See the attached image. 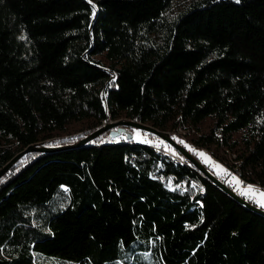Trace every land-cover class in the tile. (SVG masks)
I'll use <instances>...</instances> for the list:
<instances>
[{
  "label": "trees",
  "instance_id": "16d2710c",
  "mask_svg": "<svg viewBox=\"0 0 264 264\" xmlns=\"http://www.w3.org/2000/svg\"><path fill=\"white\" fill-rule=\"evenodd\" d=\"M120 115L164 132L210 118L196 144L240 146L264 187V0H0V170ZM134 130L16 159L0 176V264H264V216Z\"/></svg>",
  "mask_w": 264,
  "mask_h": 264
},
{
  "label": "rangeland",
  "instance_id": "374dc122",
  "mask_svg": "<svg viewBox=\"0 0 264 264\" xmlns=\"http://www.w3.org/2000/svg\"><path fill=\"white\" fill-rule=\"evenodd\" d=\"M96 58L100 59L103 63H106V60L102 57V55H98L96 56ZM118 119L125 120L126 118L124 117V115H120L117 118V120ZM114 120L115 119H109L108 121H114ZM108 121H104L103 123H101V125H98V127L105 125ZM210 123H211V119L207 118L198 126V128L185 125V126H181L180 128L169 129L165 132L170 137H173V138L175 137V140L177 139L179 141V144L183 145V147H185L191 154L193 153L197 155L198 160L200 162L206 165V167H211V169L213 170V173L217 174L224 181H226L229 185L233 186L238 181V178L236 177V174H235L234 167L239 164V161L236 160V156L241 151V147L238 146L235 152H232V151L226 152L223 146H216L215 144H209V145L200 147L198 144H196L195 141L197 137L201 133H205L209 129ZM91 126H93L91 120H82V121L72 122L67 125L65 130L52 132L51 138L64 137L68 135H76L82 131H85ZM137 133H139V135H137ZM240 134L241 132L234 133L233 138H239ZM133 138H135L139 142L154 141L155 143H159L162 141L158 139L156 136H154L153 138H149L146 136L144 132L138 129L134 130ZM180 141H182L183 143H180ZM199 153H204L205 156L201 157ZM249 186H251L257 193L264 192V187H262L261 185L258 188L252 186L251 184ZM249 186H247L241 192L246 191ZM244 196L249 198V196H246V195ZM251 201L254 202L253 199H251ZM255 204L258 205L257 203ZM34 259H35L36 264H67V263H59L57 260H54L52 258L39 257L35 254H34Z\"/></svg>",
  "mask_w": 264,
  "mask_h": 264
},
{
  "label": "water",
  "instance_id": "95a60500",
  "mask_svg": "<svg viewBox=\"0 0 264 264\" xmlns=\"http://www.w3.org/2000/svg\"><path fill=\"white\" fill-rule=\"evenodd\" d=\"M133 127L135 129L151 132L152 134L156 135L157 137L161 138L165 143L170 145L175 151L179 152L185 158L188 159L206 178L213 183L217 188L221 191L226 193L228 196L235 199L238 203L243 205L245 208L251 210L252 212L264 216V209L256 205L254 202L247 201L244 197L233 191L230 187H228L225 183L218 179L202 162H200L196 157H194L186 148H184L181 144L175 141L172 137H170L166 132L158 130L154 128L152 125L147 123H142L135 120L130 119H115L114 121H108L105 125L99 127L97 130L92 132L90 135L86 136L84 139L80 140L78 143L74 145H65L60 147H39L35 148L33 146H29L24 150L20 151L14 158H12L1 170L0 176L8 170V168L18 159L21 155H24L26 152L33 150V151H53L58 149H64L68 147H75L76 145L86 143L93 139L95 136L104 132L106 130L111 129L112 136H118L121 132L125 131L126 127ZM127 138H130V134L127 135Z\"/></svg>",
  "mask_w": 264,
  "mask_h": 264
},
{
  "label": "built area",
  "instance_id": "2783aa9c",
  "mask_svg": "<svg viewBox=\"0 0 264 264\" xmlns=\"http://www.w3.org/2000/svg\"><path fill=\"white\" fill-rule=\"evenodd\" d=\"M103 123V122H102ZM120 138H122L123 140L126 139V136L125 134H122V132L119 134ZM162 140V139H161ZM155 143V142H153ZM179 143V142H178ZM157 145H153L154 148H157L156 147ZM183 146V145H182ZM185 148V147H184ZM228 152V150H227ZM167 154L173 156L172 153H169L168 151H166ZM175 157V156H173ZM176 161L178 162H181L180 159L176 158ZM235 168V174H236V177L238 178V181L240 182L239 184H234L232 187V190L235 191L236 193H239L240 191H242L243 189H245L247 186H249L250 184L254 187H260V183L258 181H253L251 182L249 179H247L246 177H244L240 171V169L238 168V165L234 167ZM152 177L153 178H156L158 180H161V181H164L166 182L170 187H173L179 191H184V186L181 182L179 181H176L175 179L172 178L171 175H166V176H162L161 174H158L157 172H152ZM201 188V192H203V186L200 187Z\"/></svg>",
  "mask_w": 264,
  "mask_h": 264
},
{
  "label": "snow or ice",
  "instance_id": "6c2138e0",
  "mask_svg": "<svg viewBox=\"0 0 264 264\" xmlns=\"http://www.w3.org/2000/svg\"><path fill=\"white\" fill-rule=\"evenodd\" d=\"M236 2L239 3L240 0H236ZM137 135H139V133H137ZM141 142H144V141H141ZM180 143H183V142L180 141ZM199 155L201 157L205 156L204 153H199ZM233 179H235V178H233ZM239 183L240 182L237 181V184H239ZM243 194L246 196H249V198L253 199L254 202L259 205V207L264 208V192L257 193L251 186H249L248 189L243 192Z\"/></svg>",
  "mask_w": 264,
  "mask_h": 264
}]
</instances>
